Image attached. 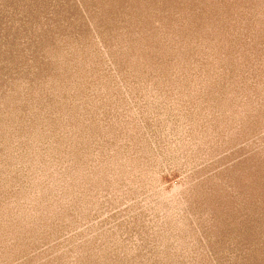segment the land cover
Returning a JSON list of instances; mask_svg holds the SVG:
<instances>
[{
  "label": "rangeland",
  "instance_id": "1",
  "mask_svg": "<svg viewBox=\"0 0 264 264\" xmlns=\"http://www.w3.org/2000/svg\"><path fill=\"white\" fill-rule=\"evenodd\" d=\"M0 264H264V0H0Z\"/></svg>",
  "mask_w": 264,
  "mask_h": 264
}]
</instances>
